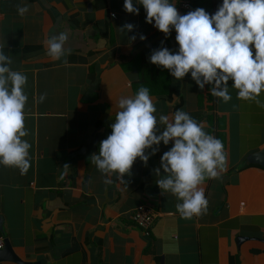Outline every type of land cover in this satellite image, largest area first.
I'll list each match as a JSON object with an SVG mask.
<instances>
[{"label":"crops","instance_id":"crops-1","mask_svg":"<svg viewBox=\"0 0 264 264\" xmlns=\"http://www.w3.org/2000/svg\"><path fill=\"white\" fill-rule=\"evenodd\" d=\"M222 2L194 0L185 11L170 0L180 14L215 13ZM133 4L138 15L124 10V0H0V51L27 76L22 139L31 144L25 174L0 164V238L21 260L38 264H264V108L238 99L231 79V100L214 97L212 105L206 84L201 90L191 72L176 80L166 70L169 91L151 86L156 65L149 68L146 58L161 46L173 52L179 46L174 29L165 38L154 21L146 22L143 6ZM17 5L29 11L21 16ZM125 23L134 29L121 32ZM59 33L67 34L66 53L54 60L48 40ZM141 86L157 118L183 110L224 145L226 168L200 185L208 205L199 216L183 218L176 209L181 201L156 183L166 174L153 170L172 141H161L147 165L137 157L125 182L110 173L112 183L105 184L90 161L112 131L119 99ZM258 99L264 103V91ZM142 206L156 214L148 235L129 217Z\"/></svg>","mask_w":264,"mask_h":264},{"label":"clouds","instance_id":"clouds-1","mask_svg":"<svg viewBox=\"0 0 264 264\" xmlns=\"http://www.w3.org/2000/svg\"><path fill=\"white\" fill-rule=\"evenodd\" d=\"M136 3L145 9L146 22L154 21V27L165 38L173 29L176 33L178 51L161 46L150 56L152 64L167 69L176 80H183L191 72L201 90L205 84L210 85V94L224 103L231 100L228 84L231 79L232 87L238 90V99L255 101L264 108L258 99L264 91V0H223L212 14L204 8L180 14L170 0H136ZM17 10L23 16L29 6L17 5ZM124 10L139 14L133 0H124ZM134 27L125 23L118 28L131 32ZM67 38L66 33L49 38L48 55L54 60L65 55ZM129 39L134 41L136 35ZM139 39L143 41L146 37L139 34ZM11 64L12 58L0 51V164L16 167L25 174L30 167L31 148L22 139L28 135L24 125L27 76L12 70ZM46 96L41 94L39 102ZM118 108L115 122L110 125L111 133L100 141L98 154L90 156L91 163L105 174V184L112 183L110 173H116V178L125 182L124 176L131 175L137 157L147 165L150 156L159 151L161 141L164 145L172 141V147L161 156L160 167L153 170L159 175L162 168L166 174L156 183L181 201L176 209L183 218L205 213L208 201L200 185L206 177L219 178L225 170L227 157L222 141L206 133L203 123L183 110H177L171 118L163 114L157 118L154 100L143 86L132 96H122ZM158 125L163 127L162 131ZM146 149H151L147 155ZM68 166L64 165L65 171Z\"/></svg>","mask_w":264,"mask_h":264},{"label":"built area","instance_id":"built-area-1","mask_svg":"<svg viewBox=\"0 0 264 264\" xmlns=\"http://www.w3.org/2000/svg\"><path fill=\"white\" fill-rule=\"evenodd\" d=\"M193 1L194 0H178L179 8L185 11L190 10ZM155 216V212L148 206L138 207L132 210L131 215H129L132 222L147 235L149 234V229ZM3 245V239L0 238V249Z\"/></svg>","mask_w":264,"mask_h":264},{"label":"trees","instance_id":"trees-1","mask_svg":"<svg viewBox=\"0 0 264 264\" xmlns=\"http://www.w3.org/2000/svg\"><path fill=\"white\" fill-rule=\"evenodd\" d=\"M210 4H211V0H210ZM212 13H214V12L211 11L210 14H212ZM149 58H150V56H149ZM146 61H148L147 62V66L149 68H153L155 66V64H152L150 62L148 57L146 58ZM150 64H152V66H149ZM155 68H154L155 70L152 71V76L151 77H153V78H152V80L150 82L151 86L161 83L163 86H166L165 88H167L168 91H169V88H170V77L168 76V73L166 72L167 69H164L162 66H157V65L155 66ZM144 73L146 75L148 74V68H144ZM206 86H207V92H208L207 95H208V98H209V100H207L206 103H207V105H210V104L212 105V103L215 101L214 100V96H212L210 94V91H209L210 85L206 84Z\"/></svg>","mask_w":264,"mask_h":264},{"label":"water","instance_id":"water-1","mask_svg":"<svg viewBox=\"0 0 264 264\" xmlns=\"http://www.w3.org/2000/svg\"><path fill=\"white\" fill-rule=\"evenodd\" d=\"M262 152H264V150H262L261 153ZM251 158H253V156H251ZM3 242H4V245L0 249V262L9 261V262L17 263V264H38L39 263L38 261L31 262V261L21 260L13 251L11 243L9 242V240L7 238H5L3 240Z\"/></svg>","mask_w":264,"mask_h":264}]
</instances>
